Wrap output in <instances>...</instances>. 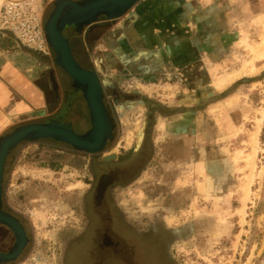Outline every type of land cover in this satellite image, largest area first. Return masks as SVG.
Instances as JSON below:
<instances>
[{"label": "rangeland", "instance_id": "1", "mask_svg": "<svg viewBox=\"0 0 264 264\" xmlns=\"http://www.w3.org/2000/svg\"><path fill=\"white\" fill-rule=\"evenodd\" d=\"M259 1L252 0L253 18L228 64L212 73L210 68L205 73L199 70L198 77L196 71L197 78L183 82L186 84L175 79L174 83L146 87L133 74L109 77L103 69L100 29L98 36L94 35L96 47L83 37L86 28L78 35L63 32L78 63L94 70L100 80H110L117 94L120 91L132 97L131 101L120 98L111 112L117 133L106 151L116 155L123 151L120 147L125 145L121 142L125 136L127 145L135 140L145 120V108L139 101L142 96L152 100L154 110L193 111L184 119L155 115L156 160L136 182L118 190L115 199L126 215L141 223L156 213L167 227L199 231L173 245L177 264H264V58L255 55L264 40V0ZM52 8L53 4L43 6L44 23ZM30 51L38 59L35 65L51 69L56 80L71 84L55 64L52 48L48 54ZM219 76L224 78L217 79ZM210 79L217 89L238 81L223 94L232 96L227 104L208 110V101L212 102L210 97L216 91L207 84ZM51 100L45 111L15 121L1 136L54 116L63 106L54 107ZM71 112L87 116L81 95ZM7 163L2 199L26 219L31 242L23 257L12 264H65V240L81 220L79 199L87 183V157L75 154L63 143L41 139L19 144Z\"/></svg>", "mask_w": 264, "mask_h": 264}, {"label": "crops", "instance_id": "2", "mask_svg": "<svg viewBox=\"0 0 264 264\" xmlns=\"http://www.w3.org/2000/svg\"><path fill=\"white\" fill-rule=\"evenodd\" d=\"M7 1L30 2L42 10L54 3V0H0V8ZM252 18V0H139L128 15L117 21L102 19L86 28L83 37L94 47V35L100 29L106 64L103 69L109 77L133 74L146 87L174 83L175 79L186 84L183 82L199 76V70L205 73L210 68L212 73L225 67ZM33 54L10 32L0 30V137L15 121L45 111L50 99L57 106L50 81H59L54 71L35 65ZM196 71L198 75L194 78ZM237 81L217 89L214 79H210L207 84L216 91L210 97L212 102L208 101V110L227 104L232 96L223 94ZM184 117L182 114L181 119Z\"/></svg>", "mask_w": 264, "mask_h": 264}, {"label": "flooded vegetation", "instance_id": "3", "mask_svg": "<svg viewBox=\"0 0 264 264\" xmlns=\"http://www.w3.org/2000/svg\"><path fill=\"white\" fill-rule=\"evenodd\" d=\"M67 30L72 31L71 29ZM79 64L85 69L92 70L81 63ZM63 73L71 81V84L63 79L59 83L50 81L53 97L57 104L63 107L56 109L54 116L46 121L69 126L76 134L81 135L91 129L92 126L89 109L82 91L75 89L73 81L64 71ZM48 75L51 76V72ZM102 81H105L106 84L102 86L101 101L113 126L103 150L96 154H90L85 151H75L64 144L75 154H83L87 157L88 166L86 169L88 176L85 178L86 188L82 191L79 199L81 201L79 204L81 220L77 230L65 240L62 263L177 264L172 252L173 245L179 240L193 238L194 234L199 231L195 229L190 231L184 226L180 228L167 227L164 218L156 213L148 217L147 223H141L131 215H126L119 208L115 199L118 190L129 187L136 182L148 165L156 160L158 147L155 140V131L158 124L155 115L167 119L168 116L172 115L181 117L183 114L187 116L190 110H175L172 111L173 113H167L164 109L154 110L152 100L148 98L140 99L139 101L143 103L145 108L143 117L145 120L141 130L138 131L135 140L132 139V143L129 145H127L128 141L125 140L127 136H125L121 140V142H125V145L118 146L123 151L114 154L116 156L115 160L105 162L103 158L114 153V151H106V149L114 141L117 133V125L111 112L119 105L120 98L131 101L132 97L120 91L115 94L111 82L108 80ZM80 95L85 101L88 110L87 116L72 115L71 107ZM82 126H87V128L83 130L81 129ZM181 131H175L174 134L181 135ZM10 156L11 152L5 162L3 181ZM2 203V210L19 221L27 237V244L16 260L0 263L12 264L23 257L31 244L29 224L24 217L8 207L3 199ZM14 241V231L6 225L0 224V254L8 253L14 245Z\"/></svg>", "mask_w": 264, "mask_h": 264}, {"label": "water", "instance_id": "4", "mask_svg": "<svg viewBox=\"0 0 264 264\" xmlns=\"http://www.w3.org/2000/svg\"><path fill=\"white\" fill-rule=\"evenodd\" d=\"M139 0H54L53 8L44 23L46 41L55 54L58 65L73 81V86L81 90L86 100L91 129L81 135L69 126L55 122L29 123L16 127L0 137V224L14 231L15 243L8 253L0 254V263L14 261L25 248L27 237L19 221L2 210L3 176L9 153L23 142H36L52 139L71 147L75 151L96 154L103 150L112 131V122L105 111L101 93L105 81L99 79L94 70L82 67L74 58L70 41L63 32L71 29L78 35L84 28L90 29L99 24V19L114 21L124 16ZM112 85V84H111ZM114 88V86H112ZM115 94L116 91H115ZM110 154L105 162L115 160ZM191 227V225H190Z\"/></svg>", "mask_w": 264, "mask_h": 264}, {"label": "built area", "instance_id": "5", "mask_svg": "<svg viewBox=\"0 0 264 264\" xmlns=\"http://www.w3.org/2000/svg\"><path fill=\"white\" fill-rule=\"evenodd\" d=\"M0 30L10 32L27 48L48 54L51 46L44 32L43 10L26 1H7L0 8Z\"/></svg>", "mask_w": 264, "mask_h": 264}, {"label": "bare ground", "instance_id": "6", "mask_svg": "<svg viewBox=\"0 0 264 264\" xmlns=\"http://www.w3.org/2000/svg\"><path fill=\"white\" fill-rule=\"evenodd\" d=\"M245 42V41H243ZM246 43V42H245ZM255 55H257L260 58H264V40L258 44ZM220 85L222 86V83H220ZM255 136V135H254ZM128 138V137H127ZM128 144V143H127ZM253 157V156H251ZM262 174V170L260 171V175ZM248 190V189H247Z\"/></svg>", "mask_w": 264, "mask_h": 264}]
</instances>
